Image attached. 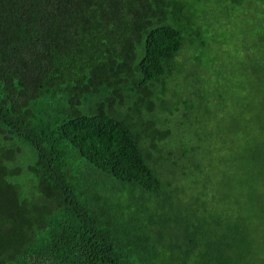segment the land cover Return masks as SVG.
I'll use <instances>...</instances> for the list:
<instances>
[{
  "label": "trees",
  "instance_id": "obj_1",
  "mask_svg": "<svg viewBox=\"0 0 264 264\" xmlns=\"http://www.w3.org/2000/svg\"><path fill=\"white\" fill-rule=\"evenodd\" d=\"M178 10L168 0H0V264H264V238L244 219L261 215L257 180L230 155L214 166L202 139L164 146L168 116L201 99L177 94L194 44ZM199 152L208 167L194 165ZM168 163L195 178L187 214L183 201L174 214L142 203L173 198ZM116 188L140 192V207L112 213Z\"/></svg>",
  "mask_w": 264,
  "mask_h": 264
},
{
  "label": "rangeland",
  "instance_id": "obj_2",
  "mask_svg": "<svg viewBox=\"0 0 264 264\" xmlns=\"http://www.w3.org/2000/svg\"><path fill=\"white\" fill-rule=\"evenodd\" d=\"M168 1L179 7L176 25L183 27L186 38L192 37L194 41L185 50L186 61H180L182 72L178 74V82L182 85L176 88L178 97L185 94V90L188 93L196 90L201 99L185 97L187 104L181 107L183 119L181 112L168 116L171 137L164 146L176 145L183 134L196 141L202 139L203 149L212 146L214 166H221L218 155H230L234 169L253 176L262 189L261 215L250 216L246 212L244 219L254 227L255 236L264 238V0ZM181 122L182 129L176 127ZM203 155L206 154L199 152L200 159L197 158L194 165L201 161L203 167H208L201 160ZM184 165L189 166V172L193 170L192 163ZM167 169H170L169 177L180 181L178 185L172 183L173 187L167 190L172 199L145 198L148 201L142 202L140 192L135 191L132 196L128 190L120 192L116 188L113 201L117 204L110 205L111 212L117 214L119 209L120 214H130L141 202L150 209L170 212L174 207L171 205L183 201L181 209L187 214L186 208L196 207L190 198L195 178L183 179L179 168L172 163L167 164ZM224 176V171L216 167L211 173L214 187L210 190L214 201L219 203L225 201L219 193ZM206 191L210 195L209 189ZM214 201L205 198L209 208ZM258 254L260 251L255 248L250 259Z\"/></svg>",
  "mask_w": 264,
  "mask_h": 264
}]
</instances>
